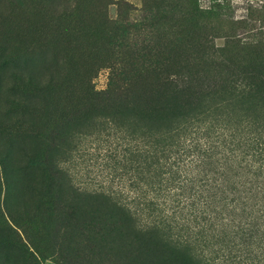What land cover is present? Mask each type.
Segmentation results:
<instances>
[{"label":"rangeland","instance_id":"obj_1","mask_svg":"<svg viewBox=\"0 0 264 264\" xmlns=\"http://www.w3.org/2000/svg\"><path fill=\"white\" fill-rule=\"evenodd\" d=\"M213 2L220 9L209 12ZM182 3L0 0V264H177L182 251L196 264H264L257 236L157 229L160 217L131 202L130 178L147 158L136 143L264 130V105H245L233 77L182 57L187 46L191 61L199 55L197 31L229 48L224 34L241 24L233 39L244 47L218 56L249 62L255 43L264 48V0Z\"/></svg>","mask_w":264,"mask_h":264},{"label":"trees","instance_id":"obj_2","mask_svg":"<svg viewBox=\"0 0 264 264\" xmlns=\"http://www.w3.org/2000/svg\"><path fill=\"white\" fill-rule=\"evenodd\" d=\"M182 1L176 0L179 6L183 5ZM216 9L219 10L220 6L213 2L208 11ZM172 12L179 14L178 9ZM253 15L258 16L254 12ZM209 23L213 24L212 19ZM228 28L224 34L229 39L227 46L230 48V44L234 43L235 46L244 47L241 39H233L238 36L241 24ZM251 28H255V24ZM183 34L189 38L190 33L185 31ZM214 35L205 28L194 34L198 39L199 55H196L195 61H191L189 56L192 49L187 46L182 50L185 66L190 67L197 60L210 76L222 73L228 78L233 77L229 86L237 90L245 105H264L263 44L257 42L253 45L252 52L256 50V53L249 62L228 64L227 59H219L218 55L229 48H217L211 38ZM204 50L208 55L204 54L203 57ZM13 75L21 80L17 73ZM33 83L32 88L43 87L41 81ZM258 127L250 123L241 132L217 129L215 136L205 135L203 142L194 136H187L179 143H168L166 146L150 143L149 140L145 146L136 143V150H144L147 158L142 163L135 162L137 174L133 172L130 178L131 202L148 216L160 217L153 221L157 229L162 228L160 224L173 227L175 225L170 224L175 223L190 236L204 241H208L216 229L218 238L228 234L230 239L239 235L242 238L244 234H249L251 239L257 236L261 242L264 240V130H258ZM22 169L27 174L26 168ZM212 172L217 174L209 176ZM126 209L129 214H137V209L134 211L132 206ZM220 220L226 222L220 224ZM192 258L190 253L182 251L177 264H196Z\"/></svg>","mask_w":264,"mask_h":264}]
</instances>
